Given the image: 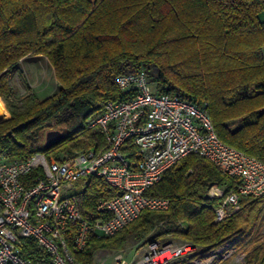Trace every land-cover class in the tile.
<instances>
[{
  "label": "trees",
  "instance_id": "trees-1",
  "mask_svg": "<svg viewBox=\"0 0 264 264\" xmlns=\"http://www.w3.org/2000/svg\"><path fill=\"white\" fill-rule=\"evenodd\" d=\"M262 13L264 0H0V97L9 111L0 120V153L58 158L100 146L103 137L86 127L88 120L105 101L131 95L116 86L118 75L144 68L158 92L177 91L206 103L218 138L264 162ZM37 55L48 60L57 89L43 99L29 89L17 98L11 72L25 57ZM49 129L62 136L45 147ZM123 150L135 158L134 146ZM212 183L224 192L233 187L232 179L207 159L186 155L145 190L167 198V210H143L113 235H92L75 258L93 264L95 251L119 250L130 234L146 242L170 235L194 250L168 264H197L213 250L246 242L251 250L245 264H264V242L255 234L264 219V193L241 196L239 210L214 221L220 199L208 196ZM117 194L99 178L75 192L81 214L90 221L109 217L98 213L95 203ZM19 246L33 264H51L33 240L20 239Z\"/></svg>",
  "mask_w": 264,
  "mask_h": 264
},
{
  "label": "built area",
  "instance_id": "built-area-1",
  "mask_svg": "<svg viewBox=\"0 0 264 264\" xmlns=\"http://www.w3.org/2000/svg\"><path fill=\"white\" fill-rule=\"evenodd\" d=\"M115 84L131 95L105 101L86 124L103 137L100 147L58 158L42 152L25 159L0 153V264H33L21 253L24 238L43 248L51 264H81L75 253L85 249L92 235H113L143 210L168 209L167 198L148 196L145 190L188 154L204 157L233 181L227 192L218 184L209 186L208 196L220 199L214 221L239 210L241 196L264 193V162L218 138L206 103L187 100L177 91L158 92L144 68L118 75ZM128 145L135 147L134 159L123 150ZM93 178L119 194L99 198L95 210L109 217L90 221L81 214L73 190L76 184L85 190ZM193 250L188 242L154 240L140 247L128 264H168ZM233 252L226 247L213 250L206 262L227 259ZM164 253L169 257L158 262Z\"/></svg>",
  "mask_w": 264,
  "mask_h": 264
},
{
  "label": "rangeland",
  "instance_id": "rangeland-1",
  "mask_svg": "<svg viewBox=\"0 0 264 264\" xmlns=\"http://www.w3.org/2000/svg\"><path fill=\"white\" fill-rule=\"evenodd\" d=\"M264 13H262L263 15ZM264 55V50H263ZM11 81L13 85L14 95L17 98L24 96L28 89L34 92L39 99H43L53 93L57 89V82L54 77L53 70L48 62V60L40 55L38 57L27 56L21 60L18 67L11 72ZM5 109V112L0 115V120L9 117V111L5 102L0 97V109ZM60 156V155H58ZM91 181L88 183L90 185ZM217 184V183H212ZM210 185V186H211ZM81 184H76L73 192H76L80 189ZM220 186V185H219ZM221 188V186H220ZM209 189V188H208ZM207 189V191H208ZM159 228V224L155 226V231ZM262 242H264V219L259 230L255 233ZM167 238H172V236L161 237L155 241L160 242H169L164 241ZM171 242H174V239H170ZM147 242L143 239L137 240L133 234L127 236L124 245L121 249L115 250H98L93 253V264H117V260L125 258L126 261L130 262L133 256L139 254V248L144 246ZM233 254L224 260L210 259L208 262L207 256L202 259V264H245L247 261V254H249L251 247L246 242L244 247H239L233 249ZM100 251L99 254H97ZM169 257V253H164L160 255L157 261L163 260ZM206 262V263H205Z\"/></svg>",
  "mask_w": 264,
  "mask_h": 264
},
{
  "label": "water",
  "instance_id": "water-1",
  "mask_svg": "<svg viewBox=\"0 0 264 264\" xmlns=\"http://www.w3.org/2000/svg\"><path fill=\"white\" fill-rule=\"evenodd\" d=\"M32 120H33V118L25 120L24 122H21V123L17 124L16 128L22 127V126L28 124L29 122H31ZM61 136H62V133L59 130H57V129H49L45 133L44 146L45 147L51 146L52 144L57 142L60 139Z\"/></svg>",
  "mask_w": 264,
  "mask_h": 264
},
{
  "label": "crops",
  "instance_id": "crops-1",
  "mask_svg": "<svg viewBox=\"0 0 264 264\" xmlns=\"http://www.w3.org/2000/svg\"><path fill=\"white\" fill-rule=\"evenodd\" d=\"M38 56H40V55H37V56H35V57H38ZM34 57V56H33ZM5 110V109H4ZM98 147H100V146H98ZM166 236H170V235H165L164 237H166ZM167 239H174L175 240V238L174 237H172V238H167ZM120 260H123L124 261V263L125 264H128L129 262L128 261H126L125 260V258H122V259H120ZM119 259L117 260V264H119V261H120Z\"/></svg>",
  "mask_w": 264,
  "mask_h": 264
},
{
  "label": "bare ground",
  "instance_id": "bare-ground-1",
  "mask_svg": "<svg viewBox=\"0 0 264 264\" xmlns=\"http://www.w3.org/2000/svg\"><path fill=\"white\" fill-rule=\"evenodd\" d=\"M5 112V110L4 109H0V115H2L3 113ZM167 254V253H166ZM158 259H160V258H158Z\"/></svg>",
  "mask_w": 264,
  "mask_h": 264
}]
</instances>
